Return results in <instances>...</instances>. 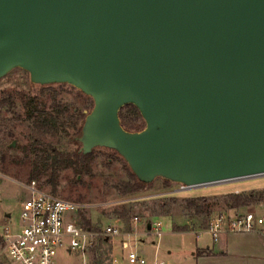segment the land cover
Here are the masks:
<instances>
[{"label": "water", "instance_id": "water-1", "mask_svg": "<svg viewBox=\"0 0 264 264\" xmlns=\"http://www.w3.org/2000/svg\"><path fill=\"white\" fill-rule=\"evenodd\" d=\"M15 69L92 98L80 152L142 183L264 175V0H0V80Z\"/></svg>", "mask_w": 264, "mask_h": 264}, {"label": "rangeland", "instance_id": "rangeland-1", "mask_svg": "<svg viewBox=\"0 0 264 264\" xmlns=\"http://www.w3.org/2000/svg\"><path fill=\"white\" fill-rule=\"evenodd\" d=\"M51 87L54 91L63 92L64 101H74L76 108L83 109L84 102L79 101V92L76 88L67 84H64L63 87L54 84ZM43 88L32 84L26 71L15 69L0 80V99L3 98L4 91L26 93L32 97H39ZM6 115L5 111H0V118H5ZM25 131L31 133V127L29 130V126L26 125ZM19 132H24V129L19 127L17 133ZM56 140L58 138L47 141H53L56 144ZM12 141L9 140L7 143L10 144ZM17 142L23 144L21 140ZM71 142L70 140L65 141L63 145ZM75 145L74 143L70 144L68 150L75 151L80 147ZM93 151L95 152L93 175L79 176L76 182L73 171L66 170L62 174L58 194L61 198L83 205L84 208L80 212L90 219L93 226L113 225L122 232V236L111 238L110 243L103 245L104 249L100 251L98 248L102 245L98 241L94 250L86 255L88 264H110L109 259L113 255L125 264L124 260L129 252L140 254L147 264H154L155 261L165 264L236 263L233 261V256L228 260L222 256L205 258L198 255L199 250L212 249L213 247L219 249L218 241L223 238L221 236L226 235L236 244H243L246 241V236H250V234H222L215 242L210 234L202 233L211 219L223 212L232 214L234 211L215 208L212 216L205 219L188 211L185 199L222 195L232 191L264 190V175L199 187H187L177 183H171L167 187L164 179L157 178L147 192L132 197H122L113 188V185L129 179L124 167L125 161L120 156H113V161L109 159L108 156L112 154V151L108 149L97 148ZM10 153L17 157L21 155V151L16 149ZM29 170L30 165L26 162L0 164V225L5 224L8 220L7 223L13 230L18 229L21 203L29 198L28 191L22 186V184L28 183L25 176ZM164 204L166 206L163 208ZM80 212L76 219L81 224ZM135 218H138V223ZM149 223L162 225L160 236L157 235V232H148ZM176 228H187L188 232H178ZM251 235H257L264 240L261 235ZM96 248L97 250H95ZM109 251L111 252L109 253ZM5 261L8 264H15L8 258H5ZM58 262L59 264H84L81 254L76 253L71 257L61 254ZM255 264H264V258Z\"/></svg>", "mask_w": 264, "mask_h": 264}, {"label": "trees", "instance_id": "trees-1", "mask_svg": "<svg viewBox=\"0 0 264 264\" xmlns=\"http://www.w3.org/2000/svg\"><path fill=\"white\" fill-rule=\"evenodd\" d=\"M61 87H63V85ZM78 92V98L84 102V107L83 109L77 108V111L74 110V105L70 108L60 105L56 97L53 98L52 109L48 111L41 106L42 101L39 97H32L30 95L25 97L28 126L38 134L39 138H45L42 141H34V139L31 138L32 141L26 145L24 144L22 148V150L25 151L23 163L26 162L30 165V170L26 174L25 179L28 182L37 181L40 187L49 189L51 193L57 196L61 186L62 174L66 170L73 171L76 182L79 176H92L94 172L95 152L93 151L88 155L83 154L80 152L81 144L76 140L77 137L81 136L85 118L87 114L92 111L94 102L92 98L84 95L80 91ZM15 99L16 98L11 95L8 100L1 102L0 106L13 108L15 106ZM65 113L68 114L67 118H65ZM119 117L121 125L126 131L140 132L146 126L139 110L133 105L123 107L119 113ZM58 136L60 140H56V144H54L53 141H47L48 139H55ZM66 140H70L80 147L75 151H66L58 147V143L62 145ZM113 156L118 157L119 155L117 152L112 151V154L108 157L113 161ZM12 163L20 164V162H16L15 160L12 161ZM1 164L3 163L1 162ZM124 167L128 173L129 179L119 181L113 185V188L122 197L136 196L147 192L152 187V184L140 182L132 173L126 162ZM164 183L167 187L171 184L166 180H164ZM263 202L264 190L232 191L222 195L185 199L187 210L193 212L195 216L205 219H209L212 216L215 208L242 213L252 210ZM165 206L166 204L163 205V208ZM80 219L84 228L99 230L98 226H93L90 219L82 212H80ZM176 231L188 232V229L176 228ZM110 241L111 239L100 240L99 243L102 246L99 247L98 250H103V245L109 244ZM95 250H97V248ZM110 252L111 251H109V253ZM205 254L211 255V252L198 253L199 256ZM0 264L8 263L4 259H0Z\"/></svg>", "mask_w": 264, "mask_h": 264}, {"label": "built area", "instance_id": "built-area-1", "mask_svg": "<svg viewBox=\"0 0 264 264\" xmlns=\"http://www.w3.org/2000/svg\"><path fill=\"white\" fill-rule=\"evenodd\" d=\"M22 186L29 198L21 203L18 229L13 230L8 220L0 225V259L8 258L15 264H59L61 254L71 257L76 253L88 264L86 255L98 241L122 236L121 230L113 225L99 226V230L84 228L76 219L84 206L54 195L37 181ZM135 221L138 223V218ZM161 227L160 223H150L148 232H157L160 236ZM204 232L215 242L220 235L228 233L258 234L264 238V202L242 213L223 212L209 221ZM109 260L110 264H123L115 255ZM124 262L147 264L136 252H129ZM154 264L165 263L155 261Z\"/></svg>", "mask_w": 264, "mask_h": 264}, {"label": "flooded vegetation", "instance_id": "flooded-vegetation-1", "mask_svg": "<svg viewBox=\"0 0 264 264\" xmlns=\"http://www.w3.org/2000/svg\"><path fill=\"white\" fill-rule=\"evenodd\" d=\"M62 85H60V87ZM39 87H44L43 89L45 91L43 90L40 92L39 98L42 101L41 106L47 111L52 109L54 97H56L59 104L62 106L64 105L65 107L70 108L74 105V101L72 102L64 101L62 97L63 92L54 91L51 85H47V86L39 85ZM3 95H4L3 98L0 99V103L4 102L5 100H8L11 95L14 96L16 99L14 100L15 106L13 108H9L8 106H3V107L0 106V111H5L6 114L8 115V116L6 115L5 118H0V164L1 162L6 163V162H12L14 160L16 162H23V160L25 159V154H24L25 151L22 150L24 144L26 145L30 143V141H32L31 138H33L34 141H38V140L42 141L45 138L44 137L43 139L39 138L38 134L32 129H31V133L29 131H25L26 125H28V117H27V112H26V107H25V101H26L25 97H27L30 94L20 93V92L16 93L13 91H4ZM79 101H82V100L79 99ZM74 110L77 111V108L74 107ZM67 117H68V114L65 113V118ZM19 127H22V129H24V132L17 133V130ZM57 138L58 140H60L59 136ZM9 140H13V141L9 144L7 143ZM18 140H21L23 144L22 145L18 144L17 142ZM70 144H73V143L71 142ZM70 144L66 143L64 145L63 144L59 145L58 143V147H61L63 150L69 151L68 149H69ZM14 149L20 150L21 155L17 157L13 153H10Z\"/></svg>", "mask_w": 264, "mask_h": 264}, {"label": "crops", "instance_id": "crops-1", "mask_svg": "<svg viewBox=\"0 0 264 264\" xmlns=\"http://www.w3.org/2000/svg\"><path fill=\"white\" fill-rule=\"evenodd\" d=\"M223 237V238H222ZM247 239L243 244H236L233 239L229 237L221 236L218 242L220 243L218 248H207L206 250H199L200 252H211V255L205 254L202 257L215 258L222 256L224 259H230L233 256V261L237 264H255L264 258V240L257 235L246 236ZM235 263V264H236Z\"/></svg>", "mask_w": 264, "mask_h": 264}, {"label": "bare ground", "instance_id": "bare-ground-1", "mask_svg": "<svg viewBox=\"0 0 264 264\" xmlns=\"http://www.w3.org/2000/svg\"><path fill=\"white\" fill-rule=\"evenodd\" d=\"M197 187H199V186H197Z\"/></svg>", "mask_w": 264, "mask_h": 264}]
</instances>
